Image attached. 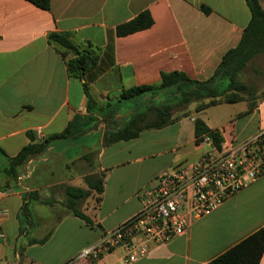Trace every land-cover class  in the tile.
I'll list each match as a JSON object with an SVG mask.
<instances>
[{
    "label": "crops",
    "instance_id": "1",
    "mask_svg": "<svg viewBox=\"0 0 264 264\" xmlns=\"http://www.w3.org/2000/svg\"><path fill=\"white\" fill-rule=\"evenodd\" d=\"M143 10L152 18L148 27L117 34L118 24ZM249 20L245 0H50L47 9L29 0H0V209L6 210L0 215V264H90L77 253L141 207L139 189L153 183L164 167L199 155L195 117L210 129L232 120L240 139L264 129L263 95L251 108L246 100L200 110L194 103L189 111L190 104L185 113L172 112L173 120L161 127L104 142L106 130L124 123L137 103L135 97L119 99L123 88L156 84L164 71L209 77L223 53L238 44ZM54 31L99 48L97 62L83 78L68 72L65 59L72 53L61 54L48 37ZM108 103L112 115H105ZM218 105H229V112L216 116L212 108ZM72 119L78 133L50 139L33 155L37 161L28 177L17 180L3 171L6 156L28 143V130L43 139ZM100 171V199L89 205V195L80 203L93 220L89 225L65 206L64 186L86 187L84 177ZM57 172L60 176L52 179ZM47 187L52 193L42 191ZM30 190L51 203L33 202L32 214L25 216L22 195ZM262 224L264 175L194 220L185 233L152 245L129 264H206ZM47 233L44 242L29 241ZM121 255L116 248L103 260L121 264ZM258 264H264V251Z\"/></svg>",
    "mask_w": 264,
    "mask_h": 264
},
{
    "label": "trees",
    "instance_id": "2",
    "mask_svg": "<svg viewBox=\"0 0 264 264\" xmlns=\"http://www.w3.org/2000/svg\"><path fill=\"white\" fill-rule=\"evenodd\" d=\"M41 8H49L50 0H29ZM250 10V20L244 27L241 39L234 47L226 50L218 63L216 69L207 78L196 79L190 77L183 71L172 70L161 72L160 80L156 84H141L123 88L119 99L137 98L132 113L121 125L108 128L104 133V142L109 143L119 139H129L138 136L145 127H161L173 120L172 112L176 105H186L192 100L207 98L206 101L195 106L200 110L208 105L218 102H235L246 100L248 108L254 104L253 85L239 79V72L254 55L264 51V6L261 0H245ZM152 23V18L147 10L139 12L126 22L116 26L117 34L123 35L145 27ZM49 39L55 42L66 57L68 52L72 55L65 59L68 72L78 78H83L87 69L91 68L98 60L99 48L96 45L86 44L81 46L73 42L64 32H50ZM83 89L89 97L87 83L82 82ZM145 93L149 95L140 100L139 97ZM158 96L155 98V96ZM161 98L158 102L157 99ZM90 104V103H89ZM105 115L109 112L110 103ZM118 109H116L117 111ZM152 117L145 120L147 117ZM92 118V117H91ZM93 119V118H92ZM76 119L68 122L66 127L52 136L38 139L30 130L27 131L29 138L16 154L7 155L6 165L3 171L18 180V175L24 170L26 161L33 155L43 152L48 142L53 137H67L74 131ZM204 131L212 132L218 138L217 132L210 129L204 121L194 118V133L198 136ZM86 187L65 185V206L74 214L82 218L87 224L92 225L93 220L80 208V203L89 195H93L96 201L100 199L103 191V171L87 174L85 177ZM22 209L24 215L32 214L31 203H51L49 197H43L37 190L26 191L22 195ZM25 226H22L23 231ZM49 233L40 238H31L30 242H44ZM264 251V224L251 232L235 244L209 260L206 264H258Z\"/></svg>",
    "mask_w": 264,
    "mask_h": 264
},
{
    "label": "built area",
    "instance_id": "3",
    "mask_svg": "<svg viewBox=\"0 0 264 264\" xmlns=\"http://www.w3.org/2000/svg\"><path fill=\"white\" fill-rule=\"evenodd\" d=\"M195 137L201 152L194 159L164 167L155 181L139 189L141 207L98 240L83 247L76 258L90 264H111L103 256L122 250L121 264H129L185 233L191 223L212 212L236 192L264 175V129L238 138L232 120ZM37 159L31 156L18 175L28 177ZM6 213L0 209V215ZM4 232L0 228V238Z\"/></svg>",
    "mask_w": 264,
    "mask_h": 264
},
{
    "label": "rangeland",
    "instance_id": "4",
    "mask_svg": "<svg viewBox=\"0 0 264 264\" xmlns=\"http://www.w3.org/2000/svg\"><path fill=\"white\" fill-rule=\"evenodd\" d=\"M238 77L242 81L253 85L254 95L252 97V101L255 102L259 97L263 96L264 95V51L258 52L250 60H248L246 65L239 72ZM143 96H144V94L141 95L139 97V99L144 100L146 97H143ZM160 99L161 98H158L157 102ZM206 100H207V98H200L198 100H192L191 102H189L186 105H176L173 109V114L185 113L190 104H191V107L189 106V111H191L194 108V103L196 106V105H198V104H200ZM228 107H229V105H218L217 107H213L212 110L215 113V115L219 117V116L229 112ZM219 108H222V109H219ZM225 108H226V110H225ZM216 110H218V111H216ZM151 117H152V115L147 117L145 120H149ZM71 152H72V149L69 148L67 153H71ZM51 162H52V159H50L47 162V164H50ZM39 164L42 165V163H39ZM171 165H175V164H171ZM171 165H168L167 167H169ZM60 173L61 172H57V173H55L54 176L51 175V178L56 179L57 177L60 176ZM42 191L52 193L50 187H47V188L43 189ZM95 203H96V200L93 197V195H91L90 201H87V204L90 205V204H95ZM54 220H56V219H54Z\"/></svg>",
    "mask_w": 264,
    "mask_h": 264
},
{
    "label": "water",
    "instance_id": "5",
    "mask_svg": "<svg viewBox=\"0 0 264 264\" xmlns=\"http://www.w3.org/2000/svg\"><path fill=\"white\" fill-rule=\"evenodd\" d=\"M149 95V93H145L143 97H147ZM158 96L156 95L155 98H157Z\"/></svg>",
    "mask_w": 264,
    "mask_h": 264
}]
</instances>
